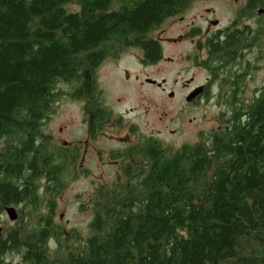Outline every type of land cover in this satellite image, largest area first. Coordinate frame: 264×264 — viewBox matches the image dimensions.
<instances>
[{"label":"trees","instance_id":"trees-1","mask_svg":"<svg viewBox=\"0 0 264 264\" xmlns=\"http://www.w3.org/2000/svg\"><path fill=\"white\" fill-rule=\"evenodd\" d=\"M189 1L0 0V218L14 207L20 222L0 230V264L12 253L24 264H264V84L244 100L257 66L247 60L244 69L238 59L242 44L254 41L264 69V0H242L263 11L254 35L245 25L226 29L204 62L219 81L222 126L175 149L145 138L138 171L94 190L84 239L54 224L56 197L76 176L68 171L73 148L55 147L43 133L58 85L76 82L68 95L84 101L88 118L95 58L133 45L143 47L145 64L159 62L149 34ZM32 215L33 224L22 223Z\"/></svg>","mask_w":264,"mask_h":264},{"label":"rangeland","instance_id":"rangeland-1","mask_svg":"<svg viewBox=\"0 0 264 264\" xmlns=\"http://www.w3.org/2000/svg\"><path fill=\"white\" fill-rule=\"evenodd\" d=\"M238 6L240 5L237 0H190L189 6L182 14L166 20L149 34L157 39L162 47L163 58L157 64L142 68L137 65L135 56L129 52L121 57L119 63L107 60L101 66L95 79L97 93L90 92V95L100 96L98 102L111 109L112 120L118 114L122 115L124 127L119 128L118 134L105 130L104 137L97 141L99 150L105 153L109 148L118 146L122 142L120 140L135 141L133 135H129L130 125L138 129L135 133L137 136L153 137L164 147L171 149L185 143H196L199 132L217 130L222 126L227 115L222 101L217 98V86L212 89L208 100H201L197 105L187 103V88H183L182 84L192 80L191 86L202 85L208 77V72L195 68L193 63L182 59L184 55L191 54L189 42L175 45L173 40L179 35L191 33L195 28L202 31L215 30L207 20H217L218 28L221 29L229 27ZM68 7L72 9L74 5L71 3ZM107 54L108 51L105 56ZM245 59L252 60L253 56L246 55ZM262 63V60L257 61V69L245 80L242 98L246 101L264 84ZM146 79L156 81L160 87L149 86L145 83ZM76 86V82L58 85L60 96L53 107V116L43 128V133L55 147L79 144L82 148H88L80 164L92 169L95 154L94 150L89 148L86 127L83 124V120L87 118L83 108L85 104L82 99H71L68 95ZM73 169L76 170L75 164L74 168L70 167L68 171L71 173ZM117 170L116 165H110L96 168L91 174L75 172L76 176L66 178L65 189L56 197L54 218V224L61 228L62 234L70 236L75 231L82 239L88 235V224L92 219L90 203L94 190L100 184L109 186L115 180L125 181L123 174L116 173ZM21 208L23 209L21 206L19 210ZM35 219V215H32L22 220V223L30 226ZM17 223L20 222L9 221L3 213L0 218V230L15 227ZM56 247V242L52 240L49 252L54 251ZM5 264L24 263L18 254L12 253L5 257Z\"/></svg>","mask_w":264,"mask_h":264},{"label":"flooded vegetation","instance_id":"flooded-vegetation-1","mask_svg":"<svg viewBox=\"0 0 264 264\" xmlns=\"http://www.w3.org/2000/svg\"><path fill=\"white\" fill-rule=\"evenodd\" d=\"M238 2L240 6H238V8L235 9L233 21L231 22L229 27L225 29H221V28H218L217 20H214V19L207 20L211 24V26H214L215 30L212 31L209 29H205L204 31H202L200 28H195L194 30H192L191 33L189 32L183 35H179L177 39L173 40V43L175 45H181L184 42H189L190 43L189 48L191 50V54L184 55L182 59L189 63H193V66L195 68H199L202 71L208 72V77L206 78L205 83L202 85L191 86L192 80L185 81L184 84H182L183 88H187L188 95L194 89L198 87H202V92L198 96H196L193 100L187 101L189 105H197L201 100L206 101V98H205L206 90H209L211 92L212 89L215 88L216 86L218 90L220 89L218 79H215L213 76H211V72H212L211 68L206 67L204 65V62L209 60L211 56L210 51H211L212 46L214 47L222 46L224 40L226 39L225 37L227 33L226 29H229L228 32H232L231 30L232 28L240 29L241 26L245 25V26H249V31H248L249 36L254 35V30L257 25V16L261 14H258L257 10H255L254 12H251L247 7L242 6L243 4L242 0H237V3ZM206 14L211 15L210 13H206ZM192 36H194L195 38H193ZM158 43L161 47V44L159 41ZM255 47L256 46L253 41L249 45H247V43H243L242 46L239 48L238 59H239V62L243 63L244 69H245V65L247 64V60L249 61V64L251 65V67L255 68L256 66V48ZM129 52H131L137 59L136 63L138 66L143 68L147 65L144 63L145 51L143 47L141 46L132 45L126 48V50L122 52H118L116 50V47H110L108 48L107 56H104L100 60L98 59V57L95 58L96 65L94 66V69H93L94 81L97 77V71L101 68V66L107 60H112V61L119 63L121 57L124 54L129 53ZM161 53H162V47H161ZM246 55L248 56L251 55V57L253 56V59L252 60L245 59ZM162 58H163V53H162L161 59ZM212 62L213 64H215L214 66H212V68L214 69H217L222 64V60H218V59L213 60ZM157 63H154L152 65H147V66H153ZM239 68L240 67H237V69ZM220 69L221 70L219 71L218 75L222 76V74H224V71L226 69H222V67ZM253 72H255V69L251 72V74ZM250 75L248 77H250ZM145 81H146L145 83L148 84L149 86L157 87V88L160 87V84L154 80L146 79ZM217 82H218V85H217ZM94 86H95V82H94ZM95 92L97 93V90L93 91V93ZM99 97H100L99 95H93L92 97L90 96L89 117L83 120V124L86 127V134L88 137L87 142L89 144V148L94 150L93 152L95 154V163L93 164L94 165L93 168L89 169L85 165L80 164V161L84 159L83 155H85V153L88 150V148H85V146L84 148H82L81 145L79 144H74L73 146L64 144L62 148H73L74 157H75V165H76L75 172L77 173L81 172L82 174H91L96 168H105V167H109L110 165H116V167L118 168V170L116 171L117 174L119 173V174L124 175L127 171L132 172L133 170H135V168H137V171H138V166L135 167L134 159H138V160L142 159L144 139L149 138V137H142L139 135L137 136V134L135 133L138 131V129L136 128V126L130 125L129 135H133V137L135 138V141L128 142L127 140H120L122 142H120L119 144V141H117V144H119L118 146H113L109 148L108 150L105 151V153L99 150L96 146L97 141L98 139L104 137L105 130H109V131H112L114 134H118L119 128L124 127L123 116L118 114V116H116L112 120L113 113L111 112V109L105 107V105L102 104V102L100 101L98 102V99L100 100ZM83 108H85V106ZM116 181L117 180H115L109 186H106L103 184H100V186L105 187V188H110ZM15 209L18 213V209L17 208ZM16 221L17 219L15 220V222Z\"/></svg>","mask_w":264,"mask_h":264},{"label":"water","instance_id":"water-1","mask_svg":"<svg viewBox=\"0 0 264 264\" xmlns=\"http://www.w3.org/2000/svg\"><path fill=\"white\" fill-rule=\"evenodd\" d=\"M262 10L258 11V14H262ZM215 24V23H214ZM150 82V81H148ZM202 92V87H198L194 89L188 96L187 101L193 100L196 96H198ZM4 213L9 221L13 222L18 218V213L14 207H6L4 209Z\"/></svg>","mask_w":264,"mask_h":264}]
</instances>
